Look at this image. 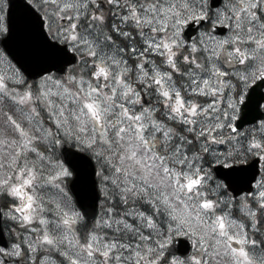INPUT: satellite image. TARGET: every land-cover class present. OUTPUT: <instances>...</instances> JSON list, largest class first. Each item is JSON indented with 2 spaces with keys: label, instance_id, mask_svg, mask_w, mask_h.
<instances>
[{
  "label": "snow or ice",
  "instance_id": "1",
  "mask_svg": "<svg viewBox=\"0 0 264 264\" xmlns=\"http://www.w3.org/2000/svg\"><path fill=\"white\" fill-rule=\"evenodd\" d=\"M11 7L0 264H264V0H22L19 28Z\"/></svg>",
  "mask_w": 264,
  "mask_h": 264
},
{
  "label": "water",
  "instance_id": "2",
  "mask_svg": "<svg viewBox=\"0 0 264 264\" xmlns=\"http://www.w3.org/2000/svg\"><path fill=\"white\" fill-rule=\"evenodd\" d=\"M13 7H11V19L13 23L20 27L23 19H24V8L22 7V0H11ZM10 48L16 54L21 61L25 64L28 73L32 74V78H35L36 74L40 71L39 66L29 61L26 53L24 45L19 42L18 40L10 41ZM263 91V89H261ZM251 115H255L252 113ZM250 178V173H242L238 176L234 177V184L237 188H242L245 186L247 179ZM69 192L76 198L77 196L83 200V202L89 206V211H91V199L93 195L92 187L90 180L88 179L87 175H83L81 180L75 185L72 186L69 184Z\"/></svg>",
  "mask_w": 264,
  "mask_h": 264
},
{
  "label": "flooded vegetation",
  "instance_id": "3",
  "mask_svg": "<svg viewBox=\"0 0 264 264\" xmlns=\"http://www.w3.org/2000/svg\"><path fill=\"white\" fill-rule=\"evenodd\" d=\"M263 91H264V89H263Z\"/></svg>",
  "mask_w": 264,
  "mask_h": 264
},
{
  "label": "rangeland",
  "instance_id": "4",
  "mask_svg": "<svg viewBox=\"0 0 264 264\" xmlns=\"http://www.w3.org/2000/svg\"><path fill=\"white\" fill-rule=\"evenodd\" d=\"M70 193V192H69Z\"/></svg>",
  "mask_w": 264,
  "mask_h": 264
}]
</instances>
